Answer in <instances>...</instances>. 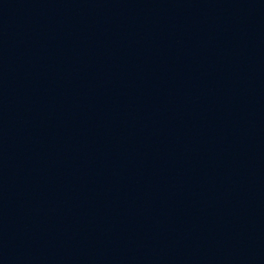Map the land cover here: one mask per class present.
Instances as JSON below:
<instances>
[{"label":"water","instance_id":"water-1","mask_svg":"<svg viewBox=\"0 0 264 264\" xmlns=\"http://www.w3.org/2000/svg\"><path fill=\"white\" fill-rule=\"evenodd\" d=\"M228 264H264V202Z\"/></svg>","mask_w":264,"mask_h":264}]
</instances>
